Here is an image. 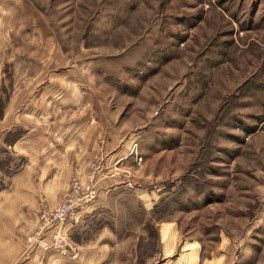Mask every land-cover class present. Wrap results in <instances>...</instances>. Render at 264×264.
Wrapping results in <instances>:
<instances>
[{
  "label": "rangeland",
  "instance_id": "rangeland-1",
  "mask_svg": "<svg viewBox=\"0 0 264 264\" xmlns=\"http://www.w3.org/2000/svg\"><path fill=\"white\" fill-rule=\"evenodd\" d=\"M110 175L100 264H264V0H0V264Z\"/></svg>",
  "mask_w": 264,
  "mask_h": 264
},
{
  "label": "crops",
  "instance_id": "crops-1",
  "mask_svg": "<svg viewBox=\"0 0 264 264\" xmlns=\"http://www.w3.org/2000/svg\"><path fill=\"white\" fill-rule=\"evenodd\" d=\"M98 196L95 204L86 208L84 212H82V216L78 221L68 222L66 226V236L78 247V253L80 255V259H85L89 264H100V262H104L106 258L109 257V246H111L105 236L104 229H101L102 232L100 235H95L93 241H89L85 239V235L87 233H83L84 229H93L98 224V220L101 217L102 212H105L106 207L109 206L108 199L111 198L114 190L117 189V179L114 176H100L98 177ZM108 203V204H107ZM94 220L96 221L95 225ZM91 224L93 226H91ZM103 223L100 224L102 226ZM80 226L83 227L82 237L74 240V235L80 229ZM93 227V228H91ZM99 228V227H98ZM100 230V231H101ZM80 235V233H79ZM106 247V249H105ZM92 262V263H91Z\"/></svg>",
  "mask_w": 264,
  "mask_h": 264
},
{
  "label": "built area",
  "instance_id": "built-area-1",
  "mask_svg": "<svg viewBox=\"0 0 264 264\" xmlns=\"http://www.w3.org/2000/svg\"><path fill=\"white\" fill-rule=\"evenodd\" d=\"M135 163L140 166L142 163V157L135 156ZM96 200V193L93 184L81 188V184L75 181L70 186L65 199L55 208L53 219H59L61 221L65 220V218L70 217L74 213L73 210L79 205L82 206L86 204L87 208V206L89 207L95 204ZM46 250L49 253H56L60 258L66 260L74 261L77 257V247L67 238V236L66 238L58 237L55 243L46 247Z\"/></svg>",
  "mask_w": 264,
  "mask_h": 264
}]
</instances>
